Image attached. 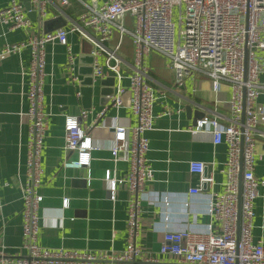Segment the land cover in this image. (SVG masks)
I'll list each match as a JSON object with an SVG mask.
<instances>
[{
  "label": "built area",
  "instance_id": "2783aa9c",
  "mask_svg": "<svg viewBox=\"0 0 264 264\" xmlns=\"http://www.w3.org/2000/svg\"><path fill=\"white\" fill-rule=\"evenodd\" d=\"M80 6L77 18L63 13L62 7L72 5L71 0H60L56 7L68 25L49 32L40 29L30 33L33 23L40 27L46 15L48 0H29L24 8L19 0H10L0 9V24L8 29L26 31V38L0 47V60L18 53L23 48L30 52L28 90L26 99L29 122L26 144V179L22 186L21 210L23 256L8 257L0 249L1 264H264V244L252 240L254 201L258 195V180L254 175L256 160L263 155L256 152L257 138H264V103L258 97L264 93V0H75ZM179 9V30L176 37L172 21L173 7ZM36 13V22L28 16ZM183 25V28L180 26ZM68 33H77L80 40L91 44V50L82 55L92 56L91 86L101 79L114 78L113 93L104 108L98 112L97 124L108 107L118 109L125 104L136 118L130 128L131 142L126 144V127L112 125L114 160L120 153L127 154L128 175L122 181L105 171L110 199L115 200L118 184L125 182L130 197L127 201L126 245L118 253H99L75 249H49L39 244V193L42 167L41 152L48 123L42 107L45 80V47L57 42L65 46L66 65L70 82L76 86L75 95L81 97V77L75 71L76 56L68 42ZM131 42L129 68L124 69L120 54L123 40ZM156 53L168 60L177 85H183L188 76L203 74L210 88L219 92L222 83L231 89L229 98L217 99L231 114L228 124L216 118L202 117L195 123L194 132L206 131L213 135V143L227 145L225 162L226 181L222 192H210L206 213L219 223V232L211 226L205 233L167 230L158 251L172 257L164 263L155 255L145 257L135 239L139 232V194L153 180V169L146 154L149 150L148 131L154 129L156 118L153 107L155 91L147 83L148 67L145 59ZM123 80L127 81L125 85ZM127 95V97H125ZM65 117V148L75 152L72 159L64 160L65 168H88L90 153L94 149L89 132L79 125L85 117ZM93 126V125H92ZM91 127V126H90ZM188 171L198 177V184L190 193H197L204 185L213 184L212 174H206L202 161L188 162ZM67 205V199H63Z\"/></svg>",
  "mask_w": 264,
  "mask_h": 264
},
{
  "label": "crops",
  "instance_id": "0c3cea01",
  "mask_svg": "<svg viewBox=\"0 0 264 264\" xmlns=\"http://www.w3.org/2000/svg\"><path fill=\"white\" fill-rule=\"evenodd\" d=\"M9 1L0 0V9ZM71 3L62 10L65 15L76 19L80 6L75 0ZM59 6L60 0H48L44 21L61 16L56 8ZM63 19L65 24L61 27L68 25L65 16ZM33 26L35 31L44 30L43 24L40 27L33 23ZM25 38V30L8 29L0 24V47ZM67 38L76 56L75 71L82 80L79 67L87 64L79 61L81 40L77 33H68ZM45 52L42 107L48 129L41 152L43 172L39 187L42 201L38 242L49 249L118 253L126 245L130 194L126 183L122 182L117 186L115 200H111L104 175L109 170L111 175L124 181L129 164L126 153H120L117 160L111 156L113 134L109 126L117 117L116 122L127 129L128 146L131 142L129 130L136 118L125 104L118 109L108 107L102 119L93 124L98 112L104 108L99 81L94 84L90 107L83 108L81 97L78 99L75 95L77 88L69 79L65 46L51 42L46 44ZM120 54L124 59V69L129 68L132 54L129 39L122 45ZM29 59L30 52L25 47L0 60V249L8 257L26 253L22 247L21 210L29 129L26 116ZM145 64L148 67L146 81L157 96L153 107L156 116L154 129L146 133L149 139L146 157L153 169V180L139 194V232L135 241L145 257L155 255L164 263H171L174 260L172 257L158 254L165 231L205 233L211 226L212 231L219 232L218 221L212 219L206 210L210 192H222L224 189L226 176L222 170L227 160V145L214 144L213 135L209 132L193 130L196 121L204 116L216 118L222 124L229 123L231 114L227 107L214 99L229 98L231 89L227 83H222L219 92L214 93L208 77L203 74L188 76L183 85H177L168 60L156 53H150ZM123 83L126 85L127 81L123 80ZM258 101L264 103V93ZM83 109L87 110V114L79 119V125L89 132L94 146L90 164L88 168H65L63 161L75 156V152L65 148V117L79 116ZM194 114L197 118L192 120ZM258 129L263 131L264 126ZM256 152L262 154L263 159L256 160L254 169L259 185L251 234L254 242L264 244L263 137L257 138ZM191 160L204 162L206 174H212L214 181L212 185L202 186L203 189L197 193H190L198 184V177L188 171ZM63 199H67V205H63Z\"/></svg>",
  "mask_w": 264,
  "mask_h": 264
},
{
  "label": "water",
  "instance_id": "95a60500",
  "mask_svg": "<svg viewBox=\"0 0 264 264\" xmlns=\"http://www.w3.org/2000/svg\"><path fill=\"white\" fill-rule=\"evenodd\" d=\"M24 3V8L26 10L29 9L30 3L29 0H21ZM27 16L33 21L36 22V13L34 11H28ZM65 21L62 16H58L53 19H49L44 21L43 23V32H49L56 28H59L61 26H64ZM81 47H82V53H88L91 50V44L88 43L86 40L81 41ZM80 63L87 64L86 66H80L79 67V73L83 74V78L81 80V84L83 86L80 87L81 92V101L83 108H89L91 97L93 93V87L91 86L92 80H91V72L92 67L89 65L92 62V56L90 55H81L79 57ZM100 84V94H101V103L106 104L109 101V96L113 93V84H114V78L111 76H107L99 81ZM189 111V109L187 110ZM192 120H195L197 118L196 114L193 115ZM195 123V121H194Z\"/></svg>",
  "mask_w": 264,
  "mask_h": 264
},
{
  "label": "rangeland",
  "instance_id": "374dc122",
  "mask_svg": "<svg viewBox=\"0 0 264 264\" xmlns=\"http://www.w3.org/2000/svg\"><path fill=\"white\" fill-rule=\"evenodd\" d=\"M172 21L175 23V30H176V37L178 34V30H179V9L177 6L173 7V12H172ZM181 28H183V25L180 26ZM35 27L33 26L32 29L30 30V33H34L35 31ZM127 39V38H126ZM262 55L264 56V53H262ZM148 63V61L146 60V64ZM69 79H70V75H69Z\"/></svg>",
  "mask_w": 264,
  "mask_h": 264
},
{
  "label": "trees",
  "instance_id": "16d2710c",
  "mask_svg": "<svg viewBox=\"0 0 264 264\" xmlns=\"http://www.w3.org/2000/svg\"><path fill=\"white\" fill-rule=\"evenodd\" d=\"M127 40H128V39L125 38V39L123 40V43L125 44V42H126ZM124 44H123V45H124Z\"/></svg>",
  "mask_w": 264,
  "mask_h": 264
}]
</instances>
